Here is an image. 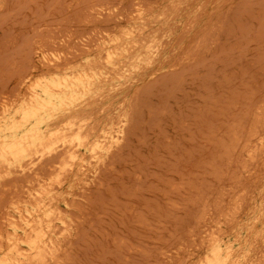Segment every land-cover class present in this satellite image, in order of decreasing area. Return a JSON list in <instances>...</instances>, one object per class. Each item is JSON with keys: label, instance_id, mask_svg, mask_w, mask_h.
<instances>
[{"label": "rangeland", "instance_id": "rangeland-1", "mask_svg": "<svg viewBox=\"0 0 264 264\" xmlns=\"http://www.w3.org/2000/svg\"><path fill=\"white\" fill-rule=\"evenodd\" d=\"M133 27L158 37L122 57L118 73L106 52ZM91 39L99 47L87 51ZM75 73H93L90 92L52 97ZM32 88L46 107L28 104ZM71 107L90 138L61 175L75 228L60 263L264 264V0H0L1 132L63 125ZM128 118L126 138L100 160L91 145L110 144ZM28 159L19 166H44L43 179H0L1 228L60 162Z\"/></svg>", "mask_w": 264, "mask_h": 264}, {"label": "bare ground", "instance_id": "bare-ground-1", "mask_svg": "<svg viewBox=\"0 0 264 264\" xmlns=\"http://www.w3.org/2000/svg\"><path fill=\"white\" fill-rule=\"evenodd\" d=\"M137 2H139V1H137ZM121 3H123V2H121ZM137 9H138V14L141 15L142 12L139 10L138 7H137ZM100 11H102V10H100ZM98 13H99V15H101L99 11H98ZM114 14H115V12H114ZM127 19H128V17H127ZM128 20H130V19H128ZM108 34L110 35V33H108ZM157 37H158V33L154 30L144 33L142 28H138V27L128 28L127 30H125L123 32V34L118 39V43L114 47V49L112 51L106 52L107 58L105 60H106V63H108L107 67H109L110 69H113V70H117V71L119 70L120 71L119 62H120V59L122 57L126 56L129 53H132V51L135 50L137 46H140L141 48H148L151 45V43H153L155 40H157ZM94 38H97V37H94ZM97 45H98L97 42L93 43V40L91 39L90 41L85 43L84 48L87 51L88 50L94 51L95 48L99 47V45L98 46ZM160 45L162 46V44H160ZM197 49H198V47H197ZM42 51L44 52V50H42ZM40 53H42V52H40ZM153 54H154V52H153ZM45 57L47 58L46 54H45ZM69 60H70V58H69ZM47 61H48V59H47ZM50 63H51V61H50ZM54 63L55 62H53V65L58 66V64H54ZM51 65H52V63H51ZM135 66L137 67V65H135ZM90 67H92V66L89 65V68ZM121 70H123V69H121ZM119 71H118V73H119ZM92 74L93 73H89V74H87V76H83V75L79 76L78 73L77 74L75 73L73 75V77H71V79L69 80V81H71V83H69V88L67 91L62 89V87H60L59 85H56L55 88L52 86L53 87L52 88L49 85L50 84L49 83L48 85L50 86L51 90L56 91V92H52L51 96L55 97L56 95L57 96L66 95V99H67V101H69V92H70L69 89H72L73 87H75L79 91L89 93L90 92L89 90L92 89V83H91V80L93 79ZM66 79H68V78L65 77L63 79V81L64 80L66 81ZM31 90H32V93L29 96L30 101L28 102V104L38 103V105L46 107L48 105V104H46V99L41 97L40 94L38 93V91H33V88ZM136 90H138V89H136ZM72 97H74V95H72ZM106 99H108V98H106ZM135 99H136V96H135ZM22 101H23V99H22ZM136 103H137V101H136ZM50 104L52 106V107L50 106L51 107L50 115H52L50 118V121H51L57 115V113H59V112H57L59 110V108H56V104L53 100L50 102ZM70 105H71V103H70ZM130 108H132V107H130ZM36 109L38 110V108H36ZM64 109L65 110H63V112H66L65 114L69 113V116L71 119H69V121L63 125L56 124V125H52V127H46L45 128V127H43L41 122L37 121L26 132H15L12 130L9 133H7V132L5 133V132H1V131H3L2 130L3 128H1V130H0V179H2L4 177H8V176H10V178H11L12 174L17 173V174H20L21 177L23 179H25V181H28V179L30 181V177H31V181H32L33 177L39 178L41 176L40 173L42 172V170L40 172V169H42L44 166H41L40 169H37L36 167L34 169V168H32L33 164H32V166H29V165H31V164H29V162H31L32 160L27 161L29 164L28 165L29 167L26 166L27 163H25V162L24 163L26 165L23 166L20 164V166H19V163H21L22 160H24L25 158H29V159L36 158L37 159L36 163L38 161H40V163H42V165H44L45 162L50 163L49 161H51L55 158H60L59 159L60 162L57 163L58 169H56L57 170L56 174L50 175V178L48 177V180H43V181L41 180L42 182L38 181L39 184L37 185V187H35V188H37L35 190V192L33 190V193H31L32 191L31 192L29 191L31 188H29L28 190L26 189L28 191L27 193L30 192V194H27V195H31L30 196L31 200L29 199L30 201H28L27 204H22V203L17 204L16 203L17 204V212L19 214V217L17 218L15 215H12V213H9V212L7 213L6 216H4V221H2L3 228H1V226H0V264H3L4 261L7 262V264H48L51 262L57 263V262H59V260L61 258V253L65 247V244H64L65 239L66 238L68 239V235L71 234V232H73L72 230L75 228V220H74L75 217L73 218L72 215L68 214V210L65 209V207H63L62 203H61L62 202L61 198L63 197V192H64V188H62L60 186L61 184H63L62 182L64 179V178L62 179L63 176L61 177V175H63L62 173L66 172L67 170H70V171H67L66 173H64V175H66L68 172L74 173V168H75L74 165H76L78 163L79 159L81 160V153H82L81 146L85 145L89 141L88 138H90L89 137L90 131L88 130L86 121L83 120L82 118H80L79 114L76 115V113H74V112H76L77 109L72 108V107L69 109L68 108H64ZM133 109H132V111H133ZM132 114H134V113H132ZM262 115H264V114L262 113ZM129 118H130V116H129ZM129 118L126 119V121H124L125 124H123L121 126V128L118 129V132L116 133V135H114L112 137L114 139V141L110 142V144L106 145V144H104L103 140H99V139L95 140V142H93V144L91 145V150L94 153L99 155L100 160H102L103 157L107 153H110V149L113 148V146L115 148V145H118L123 138H126L125 132L128 129V128L126 129V125L131 121ZM88 121L89 120H87V122ZM93 130H94V128H93ZM256 133H258V132H256ZM251 136H253V135H251ZM104 147L106 148V150H105V152H102L101 149H103ZM113 149L111 152H113ZM83 154L86 155L85 153H83ZM84 158H82V159H84ZM55 160H53V162ZM91 162H93V161H91ZM16 164H18V166L20 168V172L14 170V166ZM53 165H54V163H53ZM54 167H53V169L55 170ZM84 168H85V166H84ZM99 169H100V167H99ZM97 170H95L96 173H97ZM78 174L79 175H78L77 179L79 182L84 181L85 184H87V186H88V184L91 183L90 179L85 178V176H86L85 172L82 171L81 173H78ZM73 175H75V174H73ZM16 176L17 175H14L13 178H16ZM83 176H84V178H83ZM17 178H18V176H17ZM41 178L43 179V176H41ZM37 179L34 178V180H37ZM66 179H67V176H66ZM75 182H77V180ZM21 190H22V188H21ZM14 192H16V191L14 190ZM242 194H244V193H242ZM18 196H19V194H18ZM26 198H24L23 200L25 201ZM17 199L19 200V198H17ZM241 199H243V198H241ZM23 200H22V202L25 203ZM26 202H27V199H26ZM14 205H15V203H14ZM235 210H236V207H235ZM235 215H236V213H235ZM226 221H227V219H226ZM59 226L61 227V231L58 230ZM218 230L221 231V229H219V228H218ZM212 235H213V233H212ZM4 244H7L6 245L7 250L6 249L3 250ZM252 245H253V243H252ZM228 248L230 250L233 249L232 247H228ZM12 252H14L17 255V257L12 255L13 259H11L10 254ZM221 252H222V249H216L215 254L213 256V259L219 258V255ZM209 257H210V255H209ZM210 261L208 260L207 262H210ZM214 261H211L210 263L216 264ZM236 261H240V260H238L236 258ZM236 261H234V263ZM62 262L63 261H61V263L59 262V264H64ZM222 262H223V264H228V262L226 263L225 259L222 260Z\"/></svg>", "mask_w": 264, "mask_h": 264}]
</instances>
